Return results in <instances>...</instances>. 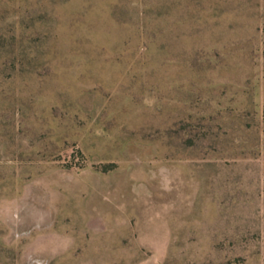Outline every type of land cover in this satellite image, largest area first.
<instances>
[{
  "label": "rangeland",
  "instance_id": "374dc122",
  "mask_svg": "<svg viewBox=\"0 0 264 264\" xmlns=\"http://www.w3.org/2000/svg\"><path fill=\"white\" fill-rule=\"evenodd\" d=\"M0 264H264V0H0Z\"/></svg>",
  "mask_w": 264,
  "mask_h": 264
}]
</instances>
